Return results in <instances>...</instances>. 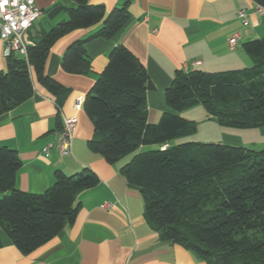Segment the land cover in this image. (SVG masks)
Masks as SVG:
<instances>
[{"label": "trees", "instance_id": "trees-1", "mask_svg": "<svg viewBox=\"0 0 264 264\" xmlns=\"http://www.w3.org/2000/svg\"><path fill=\"white\" fill-rule=\"evenodd\" d=\"M74 1L75 7L58 3L48 9L49 17L65 11L68 18L31 34L34 45L27 56H6V69L0 70V115L32 96V68L60 109L69 88L45 69L56 40L100 23L95 33L73 41L62 57L65 71L88 74L92 61L86 42L112 38L131 17L130 0L109 11L104 4ZM255 1L264 6V0ZM243 47L255 60L252 67L177 70L165 90L168 106L182 112L200 104L219 125L263 126L264 36ZM152 88L138 55L124 44L114 46L84 98L94 125L90 150L109 163L132 155L120 171L139 190L145 217L164 240L183 245L206 264H264V149L220 142L173 143L195 131L197 122L171 111L150 122L147 91ZM151 144L157 147L141 149ZM21 166L19 151L0 145V192H6L0 196V225L28 254L75 221L81 208L78 193L96 186L99 176L90 168L71 174L57 169L51 186L30 192L17 185Z\"/></svg>", "mask_w": 264, "mask_h": 264}, {"label": "crops", "instance_id": "crops-1", "mask_svg": "<svg viewBox=\"0 0 264 264\" xmlns=\"http://www.w3.org/2000/svg\"><path fill=\"white\" fill-rule=\"evenodd\" d=\"M36 2L41 15L30 34L68 18L65 11L53 18L48 16V9L55 4L76 6L74 0ZM89 2L104 4L109 11L123 5L124 0ZM257 5L255 0H130L131 17L116 35L86 42L92 61L88 74L65 71L62 57L73 41L95 33L100 23L74 29L56 40L45 69L69 88L62 107L58 108L55 96L38 81L32 68V96L0 115V145L19 151L22 166L17 185L24 191L43 192L53 184L57 169L71 174L90 168L98 174L99 183L78 193L81 208L75 221L28 254L22 253L0 225V264H206L183 245L164 240L148 223L139 190L120 171L132 155L109 163L90 150L88 140L94 125L84 109V98L106 66L110 51L124 44L145 64L154 84L147 91L150 122H158L165 111L203 120L207 112L200 118L187 115L191 108L202 105L178 112L168 106L165 90L183 63L208 72L252 67L255 60L243 44L264 36V15L257 11ZM241 9L248 12V23L239 17ZM234 34L238 35V44L232 49L228 40ZM195 61L200 63L193 65ZM6 66L0 30V70ZM69 116L78 117V126L70 153L61 154L59 134L63 118ZM5 193L0 192V196ZM105 202H112L113 207L104 208Z\"/></svg>", "mask_w": 264, "mask_h": 264}, {"label": "built area", "instance_id": "built-area-1", "mask_svg": "<svg viewBox=\"0 0 264 264\" xmlns=\"http://www.w3.org/2000/svg\"><path fill=\"white\" fill-rule=\"evenodd\" d=\"M257 11L264 15V6L258 4ZM40 15L41 9L36 0H0V30L5 56L12 52L27 56L29 46L34 45L30 31ZM238 15L245 23H248V12L245 9L239 10ZM228 42L232 49L235 48L238 44V35L231 36ZM199 63L200 61H195L193 65ZM190 68V65L183 63L181 69L187 71ZM79 99H83V96H80ZM77 126V116L63 118V126L58 140V149L61 154L70 153ZM167 146L168 144L163 145V147ZM50 147L51 144L45 148L46 154L49 153ZM103 206L106 209H111L113 203L105 202Z\"/></svg>", "mask_w": 264, "mask_h": 264}, {"label": "rangeland", "instance_id": "rangeland-1", "mask_svg": "<svg viewBox=\"0 0 264 264\" xmlns=\"http://www.w3.org/2000/svg\"><path fill=\"white\" fill-rule=\"evenodd\" d=\"M190 110L192 111L187 113V115H193L194 117L200 118L206 114V110L203 106L194 107ZM196 122L197 127L195 131L176 137L173 141L175 143L186 141L220 142L231 145L245 146L257 151L264 149L263 126L253 128L222 126L219 125L215 120L209 119L208 117L203 118V120H196ZM153 147H157V145H148L145 150L151 149Z\"/></svg>", "mask_w": 264, "mask_h": 264}]
</instances>
